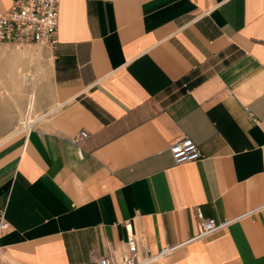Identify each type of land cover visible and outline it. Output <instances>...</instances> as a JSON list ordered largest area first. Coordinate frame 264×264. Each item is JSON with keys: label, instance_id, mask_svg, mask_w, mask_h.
I'll list each match as a JSON object with an SVG mask.
<instances>
[{"label": "crops", "instance_id": "obj_1", "mask_svg": "<svg viewBox=\"0 0 264 264\" xmlns=\"http://www.w3.org/2000/svg\"><path fill=\"white\" fill-rule=\"evenodd\" d=\"M42 49L28 132L0 84V264H119L129 233L155 254L196 208L254 210L149 264H264V0H58ZM181 135L199 159L174 164Z\"/></svg>", "mask_w": 264, "mask_h": 264}, {"label": "built area", "instance_id": "obj_2", "mask_svg": "<svg viewBox=\"0 0 264 264\" xmlns=\"http://www.w3.org/2000/svg\"><path fill=\"white\" fill-rule=\"evenodd\" d=\"M58 0H14L5 10L0 11V42L13 45L35 44L45 49H53L57 44ZM34 94L28 97L25 118L21 122V129L28 132L32 126L45 114L33 116ZM89 136L81 129L74 137L73 142L80 157L83 156L80 143ZM169 153L174 164H181L197 160L201 157L199 146L188 136L181 135L169 145ZM254 210V209H253ZM248 211L234 219L217 221L210 217L205 218L199 208L195 214L198 221L197 232L178 245L164 247L155 254H150L148 248L144 251L146 256L140 257L137 240L129 233L126 240V254L121 257L119 264H149L173 252L179 246L196 241L214 233L242 216L252 213ZM7 223L0 221V230L5 229ZM91 264H115L108 257H100Z\"/></svg>", "mask_w": 264, "mask_h": 264}, {"label": "rangeland", "instance_id": "obj_3", "mask_svg": "<svg viewBox=\"0 0 264 264\" xmlns=\"http://www.w3.org/2000/svg\"><path fill=\"white\" fill-rule=\"evenodd\" d=\"M2 46V47H1ZM0 46V84L7 86L6 94L21 100V115L15 125L20 128L24 121L29 93L45 87L49 76V55L35 44ZM15 90V93H14ZM13 98H11V102ZM8 114V109H7ZM35 116L34 114H32ZM19 127V128H18Z\"/></svg>", "mask_w": 264, "mask_h": 264}]
</instances>
